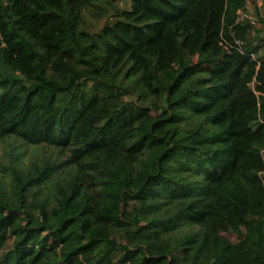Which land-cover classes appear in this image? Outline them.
<instances>
[{
    "label": "trees",
    "instance_id": "16d2710c",
    "mask_svg": "<svg viewBox=\"0 0 264 264\" xmlns=\"http://www.w3.org/2000/svg\"><path fill=\"white\" fill-rule=\"evenodd\" d=\"M249 1L0 0V264H264Z\"/></svg>",
    "mask_w": 264,
    "mask_h": 264
},
{
    "label": "rangeland",
    "instance_id": "374dc122",
    "mask_svg": "<svg viewBox=\"0 0 264 264\" xmlns=\"http://www.w3.org/2000/svg\"><path fill=\"white\" fill-rule=\"evenodd\" d=\"M248 6L249 10H251L250 15L254 20H256L257 24H260L259 19L260 17L264 16V0H257L256 3L249 1ZM20 151L23 161L28 162L29 158H31L36 153L42 152L43 150L41 147H35L33 145H23Z\"/></svg>",
    "mask_w": 264,
    "mask_h": 264
},
{
    "label": "built area",
    "instance_id": "2783aa9c",
    "mask_svg": "<svg viewBox=\"0 0 264 264\" xmlns=\"http://www.w3.org/2000/svg\"><path fill=\"white\" fill-rule=\"evenodd\" d=\"M245 14L244 12H242V15Z\"/></svg>",
    "mask_w": 264,
    "mask_h": 264
}]
</instances>
